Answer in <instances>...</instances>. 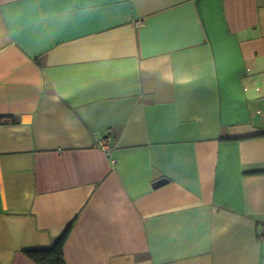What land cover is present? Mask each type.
<instances>
[{"label": "crops", "instance_id": "1", "mask_svg": "<svg viewBox=\"0 0 264 264\" xmlns=\"http://www.w3.org/2000/svg\"><path fill=\"white\" fill-rule=\"evenodd\" d=\"M1 117L0 264H264V0H0Z\"/></svg>", "mask_w": 264, "mask_h": 264}, {"label": "trees", "instance_id": "2", "mask_svg": "<svg viewBox=\"0 0 264 264\" xmlns=\"http://www.w3.org/2000/svg\"><path fill=\"white\" fill-rule=\"evenodd\" d=\"M4 120L6 119L1 117L0 123ZM70 230L71 225H68L63 234L60 235L59 239L55 241V244L49 248L27 251L29 257L37 264H68L65 259L63 247Z\"/></svg>", "mask_w": 264, "mask_h": 264}, {"label": "water", "instance_id": "3", "mask_svg": "<svg viewBox=\"0 0 264 264\" xmlns=\"http://www.w3.org/2000/svg\"><path fill=\"white\" fill-rule=\"evenodd\" d=\"M167 182V179L165 177H160L159 180H156L155 182H153V186L154 187H160V185L164 184Z\"/></svg>", "mask_w": 264, "mask_h": 264}, {"label": "built area", "instance_id": "4", "mask_svg": "<svg viewBox=\"0 0 264 264\" xmlns=\"http://www.w3.org/2000/svg\"><path fill=\"white\" fill-rule=\"evenodd\" d=\"M103 147L104 148H107V142L103 145ZM263 232H264V230H263Z\"/></svg>", "mask_w": 264, "mask_h": 264}]
</instances>
